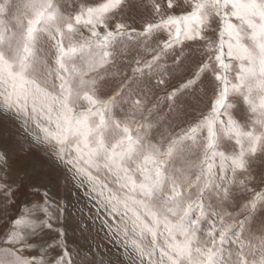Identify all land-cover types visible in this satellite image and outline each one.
I'll return each instance as SVG.
<instances>
[{
  "label": "snow or ice",
  "instance_id": "6c2138e0",
  "mask_svg": "<svg viewBox=\"0 0 264 264\" xmlns=\"http://www.w3.org/2000/svg\"><path fill=\"white\" fill-rule=\"evenodd\" d=\"M150 3L153 19L140 29L135 23L119 20L109 26L108 21L113 14L122 12L126 0H64L63 3L26 0L25 8L32 18L26 26L22 53L18 54L19 75L22 77L29 67L43 69L45 87L54 92L59 81L58 94H45V100L65 106L66 112L71 95L70 77L74 71L68 58L83 52L90 66L102 65L83 81L86 92L83 98L92 107L76 117V127L85 128L88 117L93 114L100 117L97 128L104 126L106 118L102 113L105 109L113 113L124 111L131 117L139 112V122L134 119L132 122L136 123L140 135L134 141L132 124L126 120L123 138L110 150L103 149L101 137L97 148H89L87 152L79 149L77 158L66 159L81 186L100 197L113 217L131 221L142 232L155 235L163 225L174 239L175 230H182L183 245L173 243L170 247L180 255H187L188 264H204L192 257L191 245L193 240L199 239V226L209 219L212 223L208 235L213 244L217 232L221 241L231 234L239 244L235 261L231 260L230 252V259L222 264H253L256 256L250 260L245 249L250 251L255 245L264 249V226L245 235L250 219L255 220L257 214L264 216V178L257 186L256 176L248 171L249 154L256 156L264 152L255 138L256 131L264 127V0H150ZM81 25L87 28L88 35L77 37L76 30ZM101 28L105 31L101 32ZM38 32L46 34L51 41L43 54L36 48ZM29 58L33 60L31 65ZM8 70L9 75H16L11 72V65ZM230 93H235L247 104L253 117L252 131L234 118L231 103L224 108ZM205 99L208 101L207 114L202 111L198 122H184L187 112ZM116 123L119 127L121 121ZM154 129L168 132L167 148L158 152L152 147L151 155L145 153L142 162H134L133 168L130 161L136 144L142 143V138L148 137ZM84 135L87 136V131ZM224 138L235 142L230 153L218 150L217 145ZM202 142L209 147L204 155L211 169L217 167L215 161L219 159L221 166L233 171L231 181L226 172L218 186L215 179L211 180L210 187L214 191L206 194L209 200L215 197L217 204L231 201L237 214L229 213L225 218L222 213H215L216 205L205 206L203 196L196 204L199 214L195 218L192 206L181 210L175 197L166 198L160 208H154L150 200L166 183L167 168L161 166L167 164L176 145L185 143L198 149ZM100 151H103L102 157L98 155ZM11 159L10 150L0 145V171L6 166L11 169ZM40 167L41 161L30 160L26 173L29 179L16 190L23 191L22 205L27 206L16 218H8L0 225L4 229L3 243L13 245L0 248V264H75L66 237L71 213L67 202L54 198L51 191L59 185L60 176L53 180L46 175L38 176ZM137 173L142 177L139 181ZM211 174L214 176L215 172ZM109 184L119 191L109 188L105 193ZM171 191L175 192L174 181ZM237 191L242 194L239 203L235 199ZM138 194L143 199H139ZM8 207L5 200V216ZM137 207L151 217V227L140 220L134 211ZM180 211L183 215L179 223L172 224L169 216ZM81 225V232H86L87 225ZM121 230L116 225V231ZM196 251L207 255L208 264H213L210 259L213 252L203 248ZM90 259L85 255L80 264H87ZM169 264L183 262L169 257ZM257 264H264V260Z\"/></svg>",
  "mask_w": 264,
  "mask_h": 264
},
{
  "label": "rangeland",
  "instance_id": "374dc122",
  "mask_svg": "<svg viewBox=\"0 0 264 264\" xmlns=\"http://www.w3.org/2000/svg\"><path fill=\"white\" fill-rule=\"evenodd\" d=\"M59 2L63 3L64 0H59ZM25 4L26 0H0V59L3 61L0 63V145L7 147L12 157L11 169L6 166L3 171H0V225L8 218H16L19 212L27 206L22 205L25 199L23 191L16 190L21 184L27 183L29 179L26 174L27 166L30 160L35 158L41 161V167L37 169L38 176L46 175L49 180L55 179L57 175L60 176L59 185L52 187L51 191L54 198L67 202L71 213L66 226V237L68 249L72 253L75 264H80L85 255L91 257L87 264H93V261L97 264L100 261L103 264H169V257L188 264L187 255H180L170 247L173 243L183 245L185 236L182 230H175L173 239L163 225L153 235L152 232H142L139 227H134L131 221L117 220L101 203L100 197L81 186L73 168L65 162L68 158L78 157V148L84 152H87L89 148H97L101 137L104 141L103 149L110 150L113 144L123 138V122L126 120L132 124L131 134L135 141V137L140 134L137 132L136 123L132 121L134 119L138 123L140 113L137 112L134 117H131L127 116L124 111L113 113L110 109H105L102 113L106 118L104 126L97 128L100 117L93 114L88 117L85 128L76 127V117L92 107L83 98L86 94L83 81L88 79L98 67H102V65H97L96 68L90 66L83 52H76L68 58V64L74 71L70 77L71 95L66 105L67 111L65 112V106L59 103H47L45 94L57 95L59 81H57V91L54 92L51 88L45 87L43 69L33 70L29 67L23 71L22 77L19 75L21 67L18 54L22 53L26 26L28 20L32 18L31 13L26 11ZM66 12L67 8H65V14ZM153 15L150 0H126L122 12L113 14L108 23L112 26L113 21L119 20L128 24L135 23L138 28L142 29L147 22L152 21ZM100 31L103 32L105 29L101 28ZM76 34L77 37L87 36L88 30L81 25L76 30ZM37 35L36 48L39 53L43 54L49 49L51 41L44 33L38 32ZM28 63L29 65L33 63L32 58H29ZM9 65H11V72L16 74L15 76L8 74ZM235 96V93H230L224 103V108L231 103L234 118L252 131V113L247 104ZM207 103L205 99L200 104L194 105L183 117V121L198 122L202 118L201 112L207 114L209 110L205 107ZM224 108L221 109L222 112L225 111ZM66 118L71 119L70 125L65 123ZM118 120L121 121L119 127L116 123ZM181 126L187 127V124ZM85 131H87L86 137ZM176 131L179 129L177 128ZM167 135L168 132L163 129H154L148 137L142 138V143L136 144V152L131 157L132 167H135L134 162H142L145 153L151 155L152 147H155L158 152L165 150ZM255 138L260 147L264 148V127L256 131ZM84 139L89 141L88 148L83 147ZM234 143V140L228 141L224 138L217 147L220 151L230 153ZM245 150L247 151V148ZM207 151L209 147L205 142H202L198 149L185 143L176 145L167 164L161 166L167 168V172L164 173L166 183L150 200L154 208H160L166 198L175 197L177 206L181 210H187L190 205L192 206L193 218H195L199 214L196 204L203 196L205 206L210 203L216 205L215 213H222L225 218L229 213L233 216L237 214L235 204L231 201L217 204L215 197L209 200L206 194L214 191L210 187L211 180L215 179L218 186L220 179L225 177V172L229 181L233 177L232 169L221 166L222 162L219 159L215 161L217 167L211 169L204 155ZM98 155L102 157L103 151H100ZM213 171L214 176L211 174ZM248 171L256 176L255 184L259 186L264 178V152L256 156L249 154ZM152 175L155 177L154 172ZM141 179L142 177L137 173V180ZM173 181L175 192L171 191ZM109 188L119 191L115 185L109 184L105 188V193ZM138 198L143 199V196L138 194ZM241 198L242 194L237 191L235 193L236 203H239ZM5 200L10 206L7 209V216L4 215ZM134 211L139 215L143 224L152 226V219L145 214L143 208L137 207ZM182 215L183 211H180L175 216H169V220L172 224H178ZM211 223L212 219H209L199 226L197 232L199 239L193 240L191 245L192 257L196 261L208 264L209 257L196 251L197 248H203L214 253L210 258L213 264L228 261L230 252L231 260L235 261L239 251L236 237L229 234L221 241L220 234L217 232L213 244L208 235ZM81 224L87 225V231L84 233L80 230ZM116 225L121 227L120 232L116 231ZM249 225V230L245 232L246 236L249 231H259L264 226V216L257 214L255 220L250 219ZM217 228H219L218 222ZM3 237L4 229L0 228V248L13 247L11 244L5 245ZM245 252L248 253L250 260L253 255L256 256L257 261L253 264L264 260V255L261 254L264 249H261L259 245H255L250 251L245 249ZM26 254L22 253V255Z\"/></svg>",
  "mask_w": 264,
  "mask_h": 264
},
{
  "label": "clouds",
  "instance_id": "9594fccd",
  "mask_svg": "<svg viewBox=\"0 0 264 264\" xmlns=\"http://www.w3.org/2000/svg\"><path fill=\"white\" fill-rule=\"evenodd\" d=\"M9 71V74H10V70H8ZM38 91H39V89H38ZM65 123H67V124H71V121H69V120H65ZM82 144H83V147L84 148H88L89 147V141L87 140V139H84L83 141H82ZM78 150H79V148H78Z\"/></svg>",
  "mask_w": 264,
  "mask_h": 264
}]
</instances>
